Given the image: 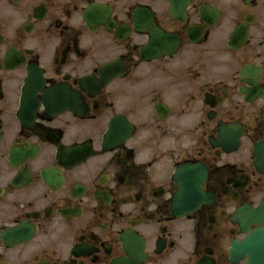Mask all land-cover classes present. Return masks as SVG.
Segmentation results:
<instances>
[{
	"label": "flooded vegetation",
	"instance_id": "flooded-vegetation-1",
	"mask_svg": "<svg viewBox=\"0 0 264 264\" xmlns=\"http://www.w3.org/2000/svg\"><path fill=\"white\" fill-rule=\"evenodd\" d=\"M258 231L264 0H0V264H248Z\"/></svg>",
	"mask_w": 264,
	"mask_h": 264
},
{
	"label": "water",
	"instance_id": "water-1",
	"mask_svg": "<svg viewBox=\"0 0 264 264\" xmlns=\"http://www.w3.org/2000/svg\"><path fill=\"white\" fill-rule=\"evenodd\" d=\"M198 204H199V203H198ZM198 204H197V205H198Z\"/></svg>",
	"mask_w": 264,
	"mask_h": 264
}]
</instances>
